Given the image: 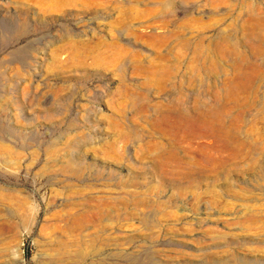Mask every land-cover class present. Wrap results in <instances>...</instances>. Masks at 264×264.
Returning <instances> with one entry per match:
<instances>
[{
	"label": "rangeland",
	"instance_id": "rangeland-1",
	"mask_svg": "<svg viewBox=\"0 0 264 264\" xmlns=\"http://www.w3.org/2000/svg\"><path fill=\"white\" fill-rule=\"evenodd\" d=\"M0 264H264V0H0Z\"/></svg>",
	"mask_w": 264,
	"mask_h": 264
}]
</instances>
